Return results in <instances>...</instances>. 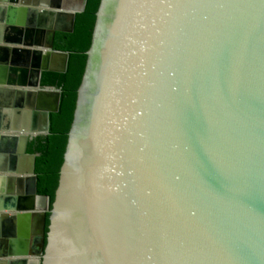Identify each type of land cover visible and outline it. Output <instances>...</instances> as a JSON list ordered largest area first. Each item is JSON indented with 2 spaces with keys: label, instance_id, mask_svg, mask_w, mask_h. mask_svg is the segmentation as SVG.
Here are the masks:
<instances>
[{
  "label": "water",
  "instance_id": "1",
  "mask_svg": "<svg viewBox=\"0 0 264 264\" xmlns=\"http://www.w3.org/2000/svg\"><path fill=\"white\" fill-rule=\"evenodd\" d=\"M4 1L0 264H264V0H101L52 205L26 147L87 0Z\"/></svg>",
  "mask_w": 264,
  "mask_h": 264
},
{
  "label": "trees",
  "instance_id": "2",
  "mask_svg": "<svg viewBox=\"0 0 264 264\" xmlns=\"http://www.w3.org/2000/svg\"><path fill=\"white\" fill-rule=\"evenodd\" d=\"M100 1L87 0L85 10L76 15L73 31H57L55 34L54 48L69 52L66 71H45L42 75L43 85L61 89L60 105L57 111L50 113V132L31 138L26 151L36 154L37 192L48 195L51 205L59 185L68 132L74 118ZM49 215L50 212L47 213L46 231L50 223Z\"/></svg>",
  "mask_w": 264,
  "mask_h": 264
},
{
  "label": "crops",
  "instance_id": "3",
  "mask_svg": "<svg viewBox=\"0 0 264 264\" xmlns=\"http://www.w3.org/2000/svg\"><path fill=\"white\" fill-rule=\"evenodd\" d=\"M54 2L56 3L57 1L56 0H48V3H44L42 0H39V1H37V5L35 7L43 9V7H45L44 5H47L48 9H52V7H49V5L51 6V4H53ZM7 4H9V3L4 1V0H0V7H3ZM17 5H19V4H17ZM4 10L5 9L2 10V8L0 9V42L2 43L1 45L6 44V43H4V41L7 37V33L5 32V27L1 26V24H2L1 18L3 16L2 13L4 12ZM60 24L63 25L65 23L62 24V22H61ZM2 71L3 70L1 69L0 70V80L4 79V75H5V73H2ZM7 74H9V71ZM8 78H9V75L6 76V79H8ZM6 86H9V85L6 84ZM17 134H19V133L14 132L12 130L9 133L0 131V156L2 157L0 159V194H4V195H7V193L12 190L11 188H13L16 185L14 180H12V176L18 177V176H26L28 174V173H26V171H24V169L26 167L25 162H22V167H21L22 171L17 173V175L12 174L11 169H10V171L8 170L9 168H12L11 167L12 163H11L10 157L14 153V151L17 149V145H18ZM4 155L5 156L8 155V156L5 157ZM24 183H25V181H23V184ZM29 184H30V181L29 182L26 181V184H25L26 191L29 190Z\"/></svg>",
  "mask_w": 264,
  "mask_h": 264
},
{
  "label": "bare ground",
  "instance_id": "4",
  "mask_svg": "<svg viewBox=\"0 0 264 264\" xmlns=\"http://www.w3.org/2000/svg\"><path fill=\"white\" fill-rule=\"evenodd\" d=\"M26 5H28L29 7H32V5H30V4H26Z\"/></svg>",
  "mask_w": 264,
  "mask_h": 264
},
{
  "label": "flooded vegetation",
  "instance_id": "5",
  "mask_svg": "<svg viewBox=\"0 0 264 264\" xmlns=\"http://www.w3.org/2000/svg\"><path fill=\"white\" fill-rule=\"evenodd\" d=\"M5 45H7V44H5Z\"/></svg>",
  "mask_w": 264,
  "mask_h": 264
},
{
  "label": "rangeland",
  "instance_id": "6",
  "mask_svg": "<svg viewBox=\"0 0 264 264\" xmlns=\"http://www.w3.org/2000/svg\"><path fill=\"white\" fill-rule=\"evenodd\" d=\"M33 138V137H32Z\"/></svg>",
  "mask_w": 264,
  "mask_h": 264
}]
</instances>
